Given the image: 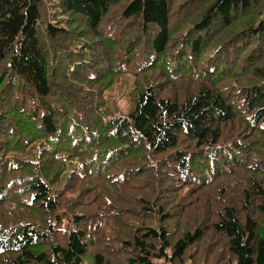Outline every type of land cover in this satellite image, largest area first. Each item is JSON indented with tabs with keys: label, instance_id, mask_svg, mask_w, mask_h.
Listing matches in <instances>:
<instances>
[{
	"label": "trees",
	"instance_id": "16d2710c",
	"mask_svg": "<svg viewBox=\"0 0 264 264\" xmlns=\"http://www.w3.org/2000/svg\"><path fill=\"white\" fill-rule=\"evenodd\" d=\"M0 264H264V0H0Z\"/></svg>",
	"mask_w": 264,
	"mask_h": 264
},
{
	"label": "rangeland",
	"instance_id": "374dc122",
	"mask_svg": "<svg viewBox=\"0 0 264 264\" xmlns=\"http://www.w3.org/2000/svg\"><path fill=\"white\" fill-rule=\"evenodd\" d=\"M134 78L130 75L122 76L115 86L106 93L110 117H117L128 112L129 92L133 87Z\"/></svg>",
	"mask_w": 264,
	"mask_h": 264
}]
</instances>
